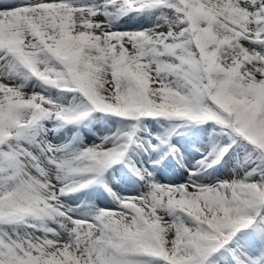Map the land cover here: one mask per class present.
<instances>
[{
	"label": "snow or ice",
	"instance_id": "1",
	"mask_svg": "<svg viewBox=\"0 0 264 264\" xmlns=\"http://www.w3.org/2000/svg\"><path fill=\"white\" fill-rule=\"evenodd\" d=\"M0 264H264V0H0Z\"/></svg>",
	"mask_w": 264,
	"mask_h": 264
},
{
	"label": "rangeland",
	"instance_id": "2",
	"mask_svg": "<svg viewBox=\"0 0 264 264\" xmlns=\"http://www.w3.org/2000/svg\"><path fill=\"white\" fill-rule=\"evenodd\" d=\"M99 115V114H96ZM109 125H112V128L109 127ZM115 129V124L113 123V121H103V120H99L94 122L91 125V131H89L87 128L82 129V133H83V139L85 140V142L90 143L92 140H94L96 137L94 135V133L98 132L100 135L105 134L106 132H109L110 130H114ZM199 153H195L196 158H199ZM160 181L163 183H168L172 180H175V182H180V177L179 175L177 176H166L163 174L158 173L157 174ZM117 181L114 184V187L116 189V191L118 192H123L125 194H131L133 189L136 188V185H132L129 181H126L124 179H122L119 175V173H117ZM101 193H103V189L100 190ZM104 197L107 198V193H103ZM98 203H100L101 205L103 204V200H98ZM110 203V201H109Z\"/></svg>",
	"mask_w": 264,
	"mask_h": 264
}]
</instances>
